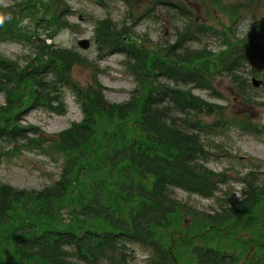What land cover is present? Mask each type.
<instances>
[{
  "label": "trees",
  "instance_id": "obj_1",
  "mask_svg": "<svg viewBox=\"0 0 264 264\" xmlns=\"http://www.w3.org/2000/svg\"><path fill=\"white\" fill-rule=\"evenodd\" d=\"M68 1L18 0L0 7L11 16L0 26V45L27 49L16 59L0 52V156L38 151L64 161L60 179L40 191L0 182V264H128L130 244L152 253L149 264H264V181L254 171L238 178L240 197L229 194L213 214L175 195L180 189L216 199L228 184L226 173L208 167L205 135L229 127L259 134L247 122L250 116L227 117V107L193 90L219 97L217 85L229 80L243 101L259 104L250 80L261 76L253 65L264 63V23L242 38L234 27L242 13L264 8V0H151L178 24L174 41L164 44L109 16L97 20L99 59L124 56L136 84L123 103L106 99L96 71L88 86L78 83L74 69L90 64L54 43L62 30L78 28L68 20ZM92 1L107 8L111 0ZM184 1L202 6L209 19L226 16L228 25L220 23L218 30L200 22ZM127 3L133 7V0ZM210 36L221 39L219 51L196 46ZM68 92L80 105V122L56 135L24 124L31 109L65 114ZM200 116L218 121L205 124Z\"/></svg>",
  "mask_w": 264,
  "mask_h": 264
},
{
  "label": "rangeland",
  "instance_id": "obj_2",
  "mask_svg": "<svg viewBox=\"0 0 264 264\" xmlns=\"http://www.w3.org/2000/svg\"><path fill=\"white\" fill-rule=\"evenodd\" d=\"M15 1L18 0H4L0 7H10ZM172 1L178 2V0ZM238 1L240 0H226L228 3ZM184 2L188 9L198 16L200 22L213 25L218 30H221L220 23L228 25L226 16L216 14L215 20H212L207 17L202 6ZM68 4L73 11L68 20L78 28L75 31L70 30V39L67 41L70 47L65 48L77 51L90 64L89 67L79 66L74 69L75 80L86 87L93 81L96 71L97 80L106 89L105 97L108 101L112 103L128 101L136 87L135 81L122 64L124 56L111 53L99 59L94 40L96 21L109 16L116 25L126 26L133 34L149 39L154 44L173 42L176 35L174 28L178 24H171L166 10L153 7L151 0H133V7L128 6L127 0H111L107 8L98 6L92 0H69ZM149 7L151 10L146 13ZM257 23H264V8L242 13L234 27L235 37L242 38ZM82 39L91 41L88 50L79 47L78 41ZM55 43L64 47V42L58 43L57 38ZM200 45L219 51L222 41L217 36L203 37L202 41L196 44V46ZM26 50L24 45L16 42L0 45L1 54L10 59L23 56L27 53ZM251 68L252 65H250ZM253 68L261 73L258 79L264 82V63H257L253 65ZM217 90L219 97L206 91L193 90V93L213 104L227 107V117L235 116L241 119L247 114L250 116L247 122L253 127H259V134L243 132L238 127H229L222 134L205 135L207 144H210L208 150L211 154L208 167L214 172L226 173L229 182L220 187V191L215 196L216 199H205L179 189L175 190V195L189 207L207 214L215 213L229 194L240 197L243 184L238 178L254 171L257 180L264 181V85L258 89L252 87L250 90L252 97L259 104L243 101L229 80L220 82ZM4 103V95L0 93V106ZM65 103L66 112L63 115H56L43 109L29 110L24 116V124L38 126L46 133L53 135L66 130L72 123L82 120V111L70 92L67 94ZM200 118L205 124L218 121L217 116H200ZM10 155V157L0 156V182L4 184L19 190L40 191L60 179L64 163L62 158L38 151ZM64 218L69 219L67 214H64ZM188 222L189 218L184 224L187 225ZM128 246V264H149L152 256L150 251L134 244Z\"/></svg>",
  "mask_w": 264,
  "mask_h": 264
},
{
  "label": "clouds",
  "instance_id": "obj_3",
  "mask_svg": "<svg viewBox=\"0 0 264 264\" xmlns=\"http://www.w3.org/2000/svg\"><path fill=\"white\" fill-rule=\"evenodd\" d=\"M3 3H4V0H0V4H3ZM10 18H11L10 14L6 16L0 13V26L4 24L6 19H10ZM69 39H70V30L64 29L62 30L61 34L57 37V42L60 43L63 41L64 47H70V45L67 43Z\"/></svg>",
  "mask_w": 264,
  "mask_h": 264
},
{
  "label": "water",
  "instance_id": "obj_4",
  "mask_svg": "<svg viewBox=\"0 0 264 264\" xmlns=\"http://www.w3.org/2000/svg\"><path fill=\"white\" fill-rule=\"evenodd\" d=\"M79 45L82 47V49L87 50L90 47V41L89 40H81L79 42ZM262 84L261 81H258L256 79H253V85L255 87H260Z\"/></svg>",
  "mask_w": 264,
  "mask_h": 264
}]
</instances>
